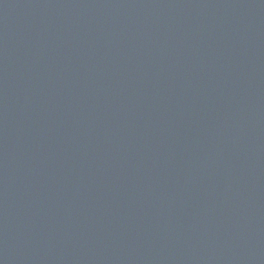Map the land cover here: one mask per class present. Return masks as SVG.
I'll use <instances>...</instances> for the list:
<instances>
[{
	"label": "water",
	"instance_id": "obj_1",
	"mask_svg": "<svg viewBox=\"0 0 264 264\" xmlns=\"http://www.w3.org/2000/svg\"><path fill=\"white\" fill-rule=\"evenodd\" d=\"M0 264H264V0H0Z\"/></svg>",
	"mask_w": 264,
	"mask_h": 264
}]
</instances>
